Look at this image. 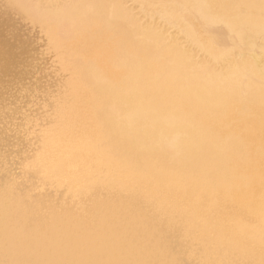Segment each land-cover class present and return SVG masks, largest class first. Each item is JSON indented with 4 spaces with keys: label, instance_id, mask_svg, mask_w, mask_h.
I'll return each instance as SVG.
<instances>
[{
    "label": "bare ground",
    "instance_id": "6f19581e",
    "mask_svg": "<svg viewBox=\"0 0 264 264\" xmlns=\"http://www.w3.org/2000/svg\"><path fill=\"white\" fill-rule=\"evenodd\" d=\"M0 264H264V0H0Z\"/></svg>",
    "mask_w": 264,
    "mask_h": 264
}]
</instances>
